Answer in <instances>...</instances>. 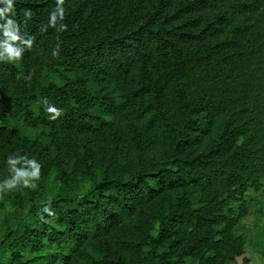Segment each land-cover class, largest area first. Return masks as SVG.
<instances>
[{
  "label": "trees",
  "instance_id": "trees-1",
  "mask_svg": "<svg viewBox=\"0 0 264 264\" xmlns=\"http://www.w3.org/2000/svg\"><path fill=\"white\" fill-rule=\"evenodd\" d=\"M63 7L59 32L56 0L10 15L35 40L0 62V182L13 154L41 177L0 196V264H252L237 228L264 197V0Z\"/></svg>",
  "mask_w": 264,
  "mask_h": 264
},
{
  "label": "clouds",
  "instance_id": "clouds-1",
  "mask_svg": "<svg viewBox=\"0 0 264 264\" xmlns=\"http://www.w3.org/2000/svg\"><path fill=\"white\" fill-rule=\"evenodd\" d=\"M65 0H56V8L50 13L49 25L56 28L57 31L66 30V25L60 23L57 25V16L62 21L65 15L63 7ZM0 4L6 7L0 8V62L15 63L22 59L24 51L30 50L33 47L35 37L24 38L19 34V26L10 18L14 13V0H0ZM26 16L31 15L30 12L25 13ZM47 28H42L41 31H46ZM59 46L53 52L54 57L59 56ZM30 79V77H25ZM46 112L49 113V119L56 120L61 115V110L55 106L49 105L47 100L44 101ZM7 164L10 170V176L0 182V196L14 191L18 188L29 189L35 191L38 187L36 183L41 177V165L36 159H29L27 155L13 154L7 158ZM43 212L49 215H54L50 211V205L43 208ZM43 218V217H41Z\"/></svg>",
  "mask_w": 264,
  "mask_h": 264
},
{
  "label": "rangeland",
  "instance_id": "rangeland-1",
  "mask_svg": "<svg viewBox=\"0 0 264 264\" xmlns=\"http://www.w3.org/2000/svg\"><path fill=\"white\" fill-rule=\"evenodd\" d=\"M258 203L249 208V216L244 218L237 228V233L245 236L249 240L246 249V256L252 264H264V258L260 246L264 240V197L261 193L255 195ZM261 210V214L259 213ZM236 264H241L238 259Z\"/></svg>",
  "mask_w": 264,
  "mask_h": 264
}]
</instances>
